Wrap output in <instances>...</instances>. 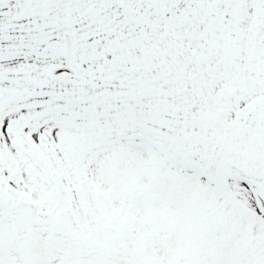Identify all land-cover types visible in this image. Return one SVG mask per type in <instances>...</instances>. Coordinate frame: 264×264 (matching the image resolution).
<instances>
[{"label":"snow or ice","instance_id":"6c2138e0","mask_svg":"<svg viewBox=\"0 0 264 264\" xmlns=\"http://www.w3.org/2000/svg\"><path fill=\"white\" fill-rule=\"evenodd\" d=\"M0 264H264V0H0Z\"/></svg>","mask_w":264,"mask_h":264}]
</instances>
